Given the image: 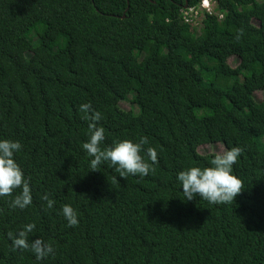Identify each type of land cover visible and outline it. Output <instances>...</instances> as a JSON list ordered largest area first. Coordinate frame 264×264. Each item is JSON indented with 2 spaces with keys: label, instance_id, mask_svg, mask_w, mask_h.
<instances>
[{
  "label": "trees",
  "instance_id": "obj_1",
  "mask_svg": "<svg viewBox=\"0 0 264 264\" xmlns=\"http://www.w3.org/2000/svg\"><path fill=\"white\" fill-rule=\"evenodd\" d=\"M213 1L221 17L194 34L178 9L198 0H0V140L22 145L32 195L23 210L19 189L0 197V264H264V0ZM82 104L101 114L102 149L147 137L155 171H92ZM203 143L243 149L232 203L185 200L178 173L215 156ZM31 223L29 242L53 249L41 260L8 235Z\"/></svg>",
  "mask_w": 264,
  "mask_h": 264
},
{
  "label": "clouds",
  "instance_id": "obj_2",
  "mask_svg": "<svg viewBox=\"0 0 264 264\" xmlns=\"http://www.w3.org/2000/svg\"><path fill=\"white\" fill-rule=\"evenodd\" d=\"M79 111L83 113L82 119L90 121L89 139L83 143L82 148L93 157L90 161L92 171H97L104 162H110L115 172L122 178L128 175L147 176L154 172L153 164L157 162V151L154 147L147 146V137H140L139 142L121 140L113 145L101 148V142L105 139L103 127L97 126L101 114L91 109L90 104H82ZM91 113V114H89ZM22 145L19 141L8 139L0 140V197L12 196L19 189L10 202L12 208L25 209L32 203L30 182L25 178L22 169L14 159V154L20 151ZM243 149L240 147L225 148L215 154L210 161L211 166H192L182 170L177 175L183 189L185 200L191 201L196 196L212 204L232 203L234 198L242 192V182L232 174L233 165L237 162ZM144 152L152 163H149L141 153ZM47 202V208L51 209L55 203L47 194L42 197ZM62 214L69 227L77 226L79 221L77 213L70 204L62 207ZM34 223L27 224L23 230L15 235L9 232L13 249L31 250L38 260L44 259L52 251L51 244L36 238L29 242L28 234L35 229Z\"/></svg>",
  "mask_w": 264,
  "mask_h": 264
},
{
  "label": "built area",
  "instance_id": "obj_3",
  "mask_svg": "<svg viewBox=\"0 0 264 264\" xmlns=\"http://www.w3.org/2000/svg\"><path fill=\"white\" fill-rule=\"evenodd\" d=\"M215 11V2L213 0H198L196 4L182 5L178 9V17L190 27H201L200 19L203 16L215 13L217 18L221 17V14Z\"/></svg>",
  "mask_w": 264,
  "mask_h": 264
},
{
  "label": "rangeland",
  "instance_id": "obj_4",
  "mask_svg": "<svg viewBox=\"0 0 264 264\" xmlns=\"http://www.w3.org/2000/svg\"><path fill=\"white\" fill-rule=\"evenodd\" d=\"M192 31H193L194 34L203 33V31L201 30V28H199L197 26L195 28L192 27ZM27 43H28V41H26V40L20 41L17 44V49L19 51H25L26 50ZM235 62L236 61H235V58L233 56H231V57H229L227 59V63L229 65H231V66H233L235 64ZM254 96H255V98L258 101H260V102H262L264 104V95L260 91H255L254 92ZM119 106L121 108H124V109H127L128 107L134 108V106L133 105H130L127 101H121V102H119ZM257 141H258V144L260 146H264V134L261 135L260 137H258ZM196 150H197L198 153H208V152H212V153L216 154L217 152L222 151L223 149H222V146L219 143H212V144L203 143V144L198 145L196 147Z\"/></svg>",
  "mask_w": 264,
  "mask_h": 264
}]
</instances>
